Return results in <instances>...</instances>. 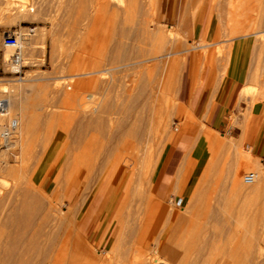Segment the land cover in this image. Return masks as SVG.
I'll return each instance as SVG.
<instances>
[{
  "label": "rangeland",
  "instance_id": "rangeland-1",
  "mask_svg": "<svg viewBox=\"0 0 264 264\" xmlns=\"http://www.w3.org/2000/svg\"><path fill=\"white\" fill-rule=\"evenodd\" d=\"M99 1L0 0V99L7 100L4 112H0V133L11 118L20 115L25 129V135L14 133L16 137L12 136L7 150L8 142L0 135V165L20 169L12 174L0 171V193H9L7 202L11 199L19 206L27 192V203L32 206L28 203L25 208H29L28 224L24 223L23 229L44 242L50 228L39 225L44 210L36 205V199L45 201L58 181H63L70 163L81 160V164L100 166L122 156L126 158L122 166L127 180L113 190V205L107 202L93 220L91 217L86 231L79 235L83 237V243L78 240L80 249L106 260H123L129 249L127 243L132 246L133 235L139 230L137 217L151 207L147 203L152 196L156 206H152L154 216L148 218L149 238L138 244L148 245L145 255L149 260L159 257V264H264V161L248 140L234 137L237 128L245 130L248 125L253 98L264 91V84L260 91L258 86L244 87L242 92L253 98L245 100L246 109L240 115L226 119L227 129L208 125L197 111L201 92L221 80L233 40L242 35L256 37L255 81L264 80V0ZM198 20L205 24L204 36L191 40L192 27ZM28 28L34 31L24 44L25 65L16 72L3 37L7 31L26 32ZM156 30L170 37L164 45L167 48L161 51L155 40ZM169 51L174 53L154 58ZM166 64L165 78L161 71ZM92 65L100 71L88 73ZM92 76L96 81L92 82ZM12 97L19 105L10 113ZM217 142L225 143V147ZM129 162H136L137 170L128 166ZM98 168L93 172L100 175L91 172L93 182L107 175ZM251 170L259 172L258 188L243 182L244 174ZM136 176L139 180L132 188L134 194L130 192L139 201L132 206L131 223L125 221L131 227L125 222L120 227L116 209L127 181ZM103 180L93 194L89 193L81 218ZM27 183L30 186H25ZM199 198L201 210L195 213ZM61 200L58 194L53 205L67 210L69 198ZM192 214L194 221L179 226L174 238L171 233L167 235L169 240L173 238L169 243L164 237L170 220L166 218ZM179 221L177 218L175 226ZM66 228L63 222L51 231L56 237ZM14 229L18 231V227ZM6 231L2 225L0 245L8 241V235H3ZM157 240L163 250L156 254L152 252ZM134 253L129 264L133 258L134 262L142 258ZM4 258L0 248V264L7 261ZM37 258L32 255L31 262H39ZM61 263L78 264L69 258Z\"/></svg>",
  "mask_w": 264,
  "mask_h": 264
},
{
  "label": "bare ground",
  "instance_id": "bare-ground-1",
  "mask_svg": "<svg viewBox=\"0 0 264 264\" xmlns=\"http://www.w3.org/2000/svg\"><path fill=\"white\" fill-rule=\"evenodd\" d=\"M219 1V0H218ZM228 1V0H227ZM247 1V0H246ZM251 2V0H249ZM100 3H106L105 0H100L99 1ZM220 2V1H219ZM234 2V1H233ZM246 3V2H245ZM249 4V3H248ZM73 5V4H72ZM193 5V4H192ZM250 5V4H249ZM245 6V5H244ZM253 6V5H252ZM24 8V7H23ZM27 8V7H26ZM237 8V7H236ZM250 9V8H249ZM20 10V9H19ZM25 10V9H24ZM77 10V9H76ZM248 11V10H247ZM231 12V11H230ZM241 13V12H239ZM18 14V13H17ZM16 14V15H17ZM249 14V13H248ZM240 15V14H239ZM250 15V14H249ZM246 16V15H245ZM235 20V19H234ZM240 21V20H239ZM241 24V23H240ZM144 29L147 30L146 27H144ZM251 29V28H250ZM249 29V30H250ZM264 29V28H263ZM29 30V29H28ZM26 30V32L28 31ZM162 30V29H161ZM161 30H156L155 32V37H156V42H157V45H158V49L159 51H161V49L164 47L166 41L170 38L168 34H166L165 32H162ZM177 30V29H175ZM34 31V30H33ZM26 32H21L19 31V35H20V40L22 42V45L23 47L24 44H25V41L27 40V38L29 37V35L31 34H27ZM154 34V32L152 33ZM175 36V35H174ZM154 37V38H155ZM175 39V38H174ZM175 41V40H174ZM206 44V43H205ZM116 45V44H115ZM118 46L120 45L119 43L117 44ZM165 49L167 47H164ZM163 49V50H165ZM162 50V52H163ZM175 51V50H174ZM174 51H169L168 53L166 52L164 55L163 54H158L156 56H154V58H162L163 56H168L172 53H174ZM165 52V51H164ZM6 53L8 54V56L10 57L11 55V50L7 48V51ZM95 56V55H94ZM170 57V56H169ZM24 58H25V54H24ZM90 58V57H89ZM153 58V59H154ZM87 61V60H86ZM93 61V60H91ZM159 61V60H158ZM173 61V60H172ZM175 61V60H174ZM181 61V60H180ZM88 63V62H87ZM172 63V62H171ZM170 63V64H171ZM175 63V62H174ZM174 63H172V66L175 65ZM182 64V63H181ZM96 65V63H95ZM170 66V67H172ZM88 67V65H87ZM99 67V66H98ZM16 72H20L21 69H17L16 67H12ZM92 71H89L88 73H92V74H96L97 72L100 71V69H96L95 67H93L92 65ZM105 69V68H103ZM89 70H90V67H89ZM110 70V69H109ZM84 71V70H83ZM105 72L106 69L104 70ZM82 72V71H81ZM87 72V71H86ZM101 72H102V68H101ZM162 76L166 78V73L167 72V64L166 66L164 65V68L162 69ZM171 72V71H170ZM172 73V72H171ZM81 74V73H80ZM91 74V75H92ZM78 75V74H77ZM75 75V76H77ZM168 76V75H167ZM82 77V75H81ZM172 77V76H171ZM87 80V79H86ZM98 80V79H97ZM93 81H96V78L94 76H92V82ZM78 82V81H77ZM83 84V83H82ZM85 85V84H84ZM11 105H10V113H13L11 111H14V108L16 106L19 105V103L17 102V98L16 97H12L11 98ZM3 103L4 106H3V109L0 108V112L3 113L6 106H7V100H6V97H3L2 99H0V104ZM17 108V107H16ZM19 109V108H18ZM21 115L20 116H15L13 118L10 119V121L7 122V125L4 126L3 130L1 131L0 135L2 137V140H5L7 141V147H6V150L7 148L9 147L10 145V139L12 138V136L14 135L16 137V134H14L15 132H19L20 134L18 135H25V129H24V126L22 124V117ZM24 119V118H23ZM16 122V126L13 128L12 127V123L13 122ZM25 121V120H24ZM123 128V127H122ZM125 128V127H124ZM28 130V129H27ZM114 133V132H113ZM118 133V132H117ZM109 134V133H108ZM116 134V133H115ZM13 136V138H14ZM19 136V137H20ZM94 136V135H93ZM105 136V135H104ZM110 136V135H109ZM18 137V136H17ZM117 138V136H116ZM94 139V138H93ZM109 139V138H108ZM118 139V138H117ZM14 140V139H12ZM18 140V139H16ZM15 140V141H16ZM112 140V139H111ZM115 141V139H114ZM4 143V142H2ZM14 143V141H13ZM97 143V142H96ZM114 143V142H113ZM219 146H224L225 147V143L222 144L219 142H217ZM1 144V143H0ZM15 144V143H14ZM107 144H109V142H107ZM100 145V144H99ZM12 146V145H11ZM3 147V146H2ZM98 147V146H97ZM101 148V147H100ZM5 152V151H4ZM97 154V153H96ZM111 156V155H110ZM121 156V155H120ZM98 157V156H97ZM247 157H250V154L247 153ZM109 158V157H108ZM107 158V159H108ZM114 158V157H113ZM112 158V159H113ZM99 159V158H98ZM105 158H103L104 160ZM6 160V159H5ZM106 160V159H105ZM104 160V161H105ZM110 160V159H108ZM107 160V161H108ZM126 160V158H125ZM123 159V157H117V159H114L113 161L111 162H107L98 166L96 163H93L90 162V163H84V164H81V162H84V161H81L79 163L77 162H74V163H70L69 166H67V170L65 173L66 176H62L64 177L61 178L63 179V181H58L56 179V181H58V185L56 188H54V191L52 190V193L50 195H48L47 193V197L44 199L45 201L44 202H39V200H37L36 198V202H37V206L40 205V207L42 208V211L44 210V214H41L42 218H41V224H39L40 226H43V227H48L49 231L46 233V238L44 239V242L42 241H38V239L36 237L32 235H29L28 232L23 229L25 228L24 226V223L26 221V218H27V210L29 211V208L25 210L26 206L28 205L27 203V199H26V196H27V192L25 190H23L24 192V198L20 199L22 200L21 203L19 202V206H17L15 203H13L10 199V202H12V204H10V202L8 203L7 200V196H9V193H0V227L5 226V228H7V231L5 234V236L8 235V241H6L3 245H0V248L3 250L4 254H5V258L4 259H7L6 262H4L3 264H62L61 262H63V260H66L67 258H69L70 260L72 261H75L77 262L78 264H129L128 263V259L130 256L137 253L136 257L137 256H141L142 258H140L139 261L137 262H134L136 260V258L133 260L130 261V264H159V257H154V258H151V260H149L148 256L145 255V251H146V248H148V245H145L144 246H141L138 245L140 244V242H143V239L144 238H149V235H148V231L147 229H149L150 227V223L148 222V218H150V216H154V215H151V213L153 212V208L152 206H156L155 205V202L154 200L151 198L152 196H150V200L148 201V203L146 202V200H143L145 201V203L148 204V206H151L149 208H145L144 210V214L141 215L139 214V212H137L139 215L138 220L137 221V225H138V232L133 235L135 238H133V243L132 241H130L132 243V246H130L128 243V247L129 249L126 251V254H125V257L122 258L121 257H118L121 261L118 262V260L116 262L110 260V258L108 259V255L106 254V259H103V258H100V257H97V254L95 253H91L90 250H82L80 249L79 247V243H78V240H80L81 238L83 237H80L82 233H84L87 229V225L89 223V221L91 220V217H92V220L94 219V214L98 211V209H100L102 206L105 207L107 202L110 201V204L111 206L113 205L114 201H115V196H112V192L113 190L116 188V186H123L127 180V174H126V170L124 169V167L122 166V163L125 161ZM7 161V160H6ZM5 161V162H6ZM78 161V160H77ZM123 161V162H122ZM128 162V161H127ZM7 163V162H6ZM5 163V164H6ZM136 163V162H134ZM134 163H128V166H130L131 168L132 167H135L134 166ZM136 165V164H135ZM3 166V165H2ZM0 165V171H3L5 172V174H12V173H16L17 171H19L20 169H18V167L16 168L15 166L13 165H8L5 166V167H2ZM127 166V167H128ZM137 166V165H136ZM97 167H99L100 169H102V171L104 172H107V175L105 176L104 180H103V177H97L98 180H96L95 182H93V178L95 175L97 174H94L93 170ZM20 168V167H19ZM98 168V169H99ZM136 168V169H135ZM134 168V171L137 170V167ZM95 169V170H96ZM100 169L98 171H100ZM104 169V170H103ZM129 169V168H128ZM127 169V170H128ZM133 169V168H132ZM235 171V170H234ZM251 171H255V170H251ZM2 172V173H3ZM94 174V176L91 177V174L92 173ZM97 172V170H96ZM258 172V171H256ZM136 173V172H135ZM92 174V175H93ZM236 174V173H235ZM259 174V172H258ZM100 175V174H98ZM97 175V176H98ZM234 175V174H233ZM61 176V177H62ZM260 177V175H259ZM101 180H103L102 182V185H101V188H100V191L99 193L95 196L94 200H92L90 206L88 207V209L86 210V212L84 213V215L82 216V218L80 217L81 215V211H83L84 209V206L87 202V199H88V196H89V193L92 191V194H93V191L94 189L97 187V185L101 182ZM139 180V177L136 176L131 178L130 180L127 181L125 187H124V191L122 193V196H121V199H120V204L119 206L117 207L116 211L118 212V221L119 223L121 224L120 227H122L123 223L131 218L129 216L130 215V212L134 209L132 206H137V200L136 201V198L134 200V197H131V193L134 191V189L132 190V188H135L136 185H137V182ZM239 180V179H238ZM258 181H259V178L253 183L254 185L252 184H247L249 186H252L254 188H258ZM93 182V184H92ZM244 182V180H243ZM30 183V182H29ZM245 183V182H244ZM73 184V186H72ZM130 184H133L132 186ZM246 184V183H245ZM27 185L28 187V183L25 184V186ZM233 185L234 187H236L238 185L237 183V179L235 180V178L233 179ZM23 186V189L27 188ZM30 186V185H29ZM72 186V187H71ZM179 186V185H178ZM177 186V187H178ZM25 187V188H24ZM32 187V186H31ZM40 187V186H39ZM180 187V186H179ZM20 188V187H19ZM28 189V188H27ZM38 189V187H37ZM130 189L132 190V192H130ZM197 189V188H196ZM43 190V189H42ZM195 190V189H194ZM38 191V190H37ZM118 191V190H117ZM22 192V193H23ZM44 192V191H43ZM29 193V192H28ZM31 193V192H30ZM39 193V192H38ZM32 194V193H31ZM59 196L61 195V198L63 201L65 198H69V202H70V206L67 210H64L62 209L61 207H55L53 205V199L55 196ZM134 194V192H133ZM193 197L196 196L197 194V190L193 191L192 193ZM33 195V194H32ZM31 196V195H30ZM34 196V195H33ZM39 196V195H38ZM41 196V194H40ZM134 196V195H133ZM37 197V195L35 196ZM42 197L44 198V196L42 195ZM40 197V198H42ZM136 197V196H135ZM143 197V196H142ZM30 198H33V197H30ZM147 199V198H146ZM142 200V199H141ZM198 200V199H197ZM197 200L195 201V203L197 204V212H199L201 210V199L199 198V201L197 202ZM102 201V203L100 204V202ZM135 202L134 205H132V202ZM35 202V203H36ZM133 202V203H134ZM141 202V201H140ZM139 202V203H140ZM33 203V201H32ZM31 203V204H32ZM196 204H193L194 207L196 206ZM30 205V203H29ZM34 205V204H33ZM140 205V204H138ZM145 205V204H144ZM32 206V205H30ZM35 206V205H34ZM36 206V207H37ZM141 206V209H142V205ZM188 206V205H187ZM186 206V207H187ZM132 207V208H131ZM38 208V207H37ZM35 208V209H37ZM44 208V209H43ZM111 208V207H110ZM128 208L127 212L128 214H126L124 211L125 209ZM152 208V209H151ZM18 209H20L21 211H19ZM34 209V210H35ZM136 209V208H135ZM186 209V208H185ZM190 209V208H189ZM33 210V209H31ZM156 210V208L154 209ZM37 211V210H36ZM137 211V210H136ZM139 211V210H138ZM157 211V210H156ZM155 211V212H156ZM161 211V210H159ZM192 211V212H193ZM158 212V211H157ZM189 212V211H188ZM41 213V212H40ZM124 213V214H123ZM132 213V212H131ZM140 213H143V212H140ZM167 213V212H166ZM186 213V212H185ZM194 213V214H195ZM178 214V213H177ZM176 214V215H177ZM194 214H192L191 216H187V215H184L182 217H177V218H180V221L176 224L177 226H175L174 222L177 220V218H170L171 215H169V218H166V219H170L169 220V225H168V228L166 229V232L164 233V237L166 238V240H169L168 236L170 233L172 234L173 238L175 237L174 235L178 232L177 228L179 226H182L186 221L189 220V222L191 221H194ZM160 216V215H159ZM178 216V215H177ZM181 216V215H180ZM97 217V216H96ZM134 216H132L133 218ZM136 218V217H134ZM133 218V219H134ZM32 219V218H31ZM43 220V221H42ZM137 220V219H136ZM135 221V220H133ZM152 221V219H151ZM157 221V220H156ZM168 221V220H167ZM166 221V222H167ZM29 222V221H28ZM43 222V223H42ZM63 222H66L67 225H68V228H66V231L64 232H60V234L56 237H54L53 233H52V229L51 228H54L55 226H60ZM130 222V221H129ZM128 222V223H129ZM126 223V222H125ZM131 223V222H130ZM136 223V222H135ZM25 224H28V223H25ZM119 224V225H120ZM134 224V223H133ZM188 224V223H187ZM191 224V223H190ZM127 225V223H126ZM186 225V223L184 224ZM18 227V231L17 232H14V228ZM39 226V228H40ZM128 226V225H127ZM189 226V225H188ZM191 226V225H190ZM129 227V226H128ZM131 227V226H130ZM129 227V228H130ZM133 227V226H132ZM153 227V226H152ZM20 228V230H19ZM135 227H133L134 229ZM154 228V227H153ZM183 228V227H182ZM132 229V228H131ZM163 229V228H161ZM177 229V230H176ZM16 231V230H15ZM38 231H42V229H38ZM120 231V230H119ZM152 231H154L152 229ZM173 231V233H172ZM177 231V232H176ZM180 231V229H179ZM133 232V231H132ZM131 230H130V233H132ZM163 232V231H161ZM176 232V233H175ZM152 233V232H151ZM133 234V233H132ZM153 234V233H152ZM162 234V233H161ZM80 235V236H79ZM116 235V234H115ZM151 235V234H150ZM127 236H130L127 234ZM132 236V235H131ZM132 236V237H133ZM160 236V235H159ZM170 236V235H169ZM171 236V237H172ZM179 236V234H178ZM80 237V238H79ZM156 238L159 240L160 237L158 238V236H156ZM173 238L170 240H173ZM83 240V239H82ZM82 240H80L82 242ZM132 240V239H130ZM148 240V239H147ZM157 240V242H158ZM169 240V241H170ZM115 242V241H114ZM113 242V244H114ZM83 243V242H82ZM117 243H119V241H117ZM144 243V242H143ZM146 244L148 243L147 241L145 242ZM171 243V241L169 242ZM20 244V246H19ZM22 244V245H21ZM86 243H84L85 245ZM112 244V245H113ZM125 245V244H124ZM125 245V246H127ZM112 247V246H111ZM120 247V245H119ZM166 247V246H165ZM83 248H85V246H83ZM116 248V247H115ZM122 248V247H121ZM120 248V250H121ZM150 248V247H149ZM154 248V247H153ZM151 248V249H153ZM87 249V248H85ZM127 249V248H126ZM159 249L163 250V248L160 246V241L157 243V245H155V248L153 249L154 252L152 253H156L157 251H159ZM165 249V248H164ZM114 250V249H113ZM117 250V248H116ZM123 250V251H122ZM121 251L124 252V247ZM87 251H90L89 253ZM97 251V250H96ZM148 251V250H147ZM108 252V251H107ZM112 253V252H111ZM116 254L117 251H115ZM120 253V252H119ZM125 253V252H124ZM149 253V251H148ZM147 254V253H146ZM150 254V253H149ZM157 254V253H156ZM32 255H37V257L40 259L39 262L37 261V263L35 262H31V257ZM114 255V254H113ZM120 255V254H119ZM118 255V256H119ZM100 256V255H99ZM134 256V255H133ZM104 257V256H103ZM112 257V255H111ZM168 257V256H167ZM182 257V256H181ZM37 258V259H38ZM8 259L10 260V262H8ZM112 259V258H111ZM114 259V258H113ZM264 259V258H263ZM33 260V259H32ZM172 261V260H171ZM163 262V261H162ZM203 262V261H202ZM171 263V262H170ZM258 263V262H257ZM261 263V262H260ZM163 264V263H162ZM195 264V263H194Z\"/></svg>",
  "mask_w": 264,
  "mask_h": 264
},
{
  "label": "crops",
  "instance_id": "crops-1",
  "mask_svg": "<svg viewBox=\"0 0 264 264\" xmlns=\"http://www.w3.org/2000/svg\"><path fill=\"white\" fill-rule=\"evenodd\" d=\"M204 32L205 24L198 20L192 27L191 40L202 39ZM258 49L254 35H242L233 40L221 80L217 85L204 89L198 99V116L208 125L227 129L226 119L232 114L240 115L246 109L243 107L245 100L253 98L242 92L244 87L258 86V91L261 90L264 80L255 81ZM253 99L255 103L250 108V121L245 130L237 128L234 137L248 140L254 153L264 158V91Z\"/></svg>",
  "mask_w": 264,
  "mask_h": 264
},
{
  "label": "built area",
  "instance_id": "built-area-1",
  "mask_svg": "<svg viewBox=\"0 0 264 264\" xmlns=\"http://www.w3.org/2000/svg\"><path fill=\"white\" fill-rule=\"evenodd\" d=\"M29 30L26 32L27 34H31L33 32L32 28H28ZM3 45L11 50L10 55V64L12 67H16L17 69H22L25 65L24 58V47L20 40V35L18 30H10L5 32L3 37ZM4 104H0V108L3 109ZM16 126V122L12 123V127ZM264 161V158L262 159ZM259 178V174L256 171H248L244 174L243 180L246 184H253ZM182 203L180 200L179 204Z\"/></svg>",
  "mask_w": 264,
  "mask_h": 264
}]
</instances>
